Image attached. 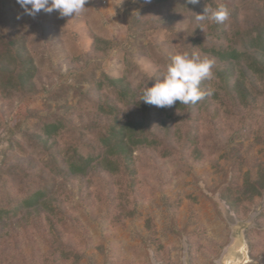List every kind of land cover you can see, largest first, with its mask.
Instances as JSON below:
<instances>
[{
    "label": "trees",
    "instance_id": "obj_1",
    "mask_svg": "<svg viewBox=\"0 0 264 264\" xmlns=\"http://www.w3.org/2000/svg\"><path fill=\"white\" fill-rule=\"evenodd\" d=\"M140 1L143 0L125 1L123 19L136 52L152 59L156 69L151 74L138 69L135 77H114L103 70L95 75L101 59L119 42L94 35L89 50L81 57L82 63L74 62L71 68L73 83L44 84L26 46V35L14 29L16 17L10 12L0 17V143L4 144L0 149V264H9L6 248L11 244L16 247L17 231L27 236L29 229L38 232L47 250H33L22 259L23 264L79 261L81 253L73 238L62 231L79 222L65 206L61 184L70 181L79 193L86 187L100 186L105 193L107 216L117 210L111 215L115 220L132 217L135 210L130 204L145 199V187L153 192L167 184L163 165L166 157L186 156L189 152L195 163L202 160L201 125L207 130L206 139L211 141L212 149H217L224 125L233 138L243 139L264 114L263 95L234 65L250 51L264 54V0H246L242 5L234 0L211 4L205 0L197 4L189 0H152L145 6H140ZM219 3L231 13L225 24L194 19L207 5L215 7ZM132 5L136 7L134 12ZM183 13L188 18L187 25L175 31ZM155 28L166 29L171 36L162 42L143 44L140 38ZM175 50L199 52L215 60L213 79L201 82L202 89L211 87L214 94L196 104L177 101L170 108L139 101L144 82L160 74ZM84 82L89 84L85 91L81 86ZM69 90L78 95L72 110L85 115L77 112V125L72 120L73 111H65L61 116H43L47 121L30 129L25 119L31 112H14V101L26 106L37 100H58ZM19 131L27 150L23 155L14 150L13 141ZM223 157L227 166L207 197L214 205L216 200L223 202L228 212L240 217L250 211L255 197L264 202V165L242 171L243 159L234 148L225 150ZM148 172L155 174L157 187L149 184ZM86 192L87 197L90 192ZM180 201L181 198L173 201L174 211ZM257 218L264 219V204ZM171 226L182 238L199 232L187 234L174 223ZM245 238L252 258L245 264H264V253H254L251 230L245 232ZM191 239H186L188 251L195 245ZM164 259L159 263L166 264L170 258L166 255Z\"/></svg>",
    "mask_w": 264,
    "mask_h": 264
},
{
    "label": "rangeland",
    "instance_id": "obj_2",
    "mask_svg": "<svg viewBox=\"0 0 264 264\" xmlns=\"http://www.w3.org/2000/svg\"><path fill=\"white\" fill-rule=\"evenodd\" d=\"M125 1L88 0L86 10L79 16L61 18L56 11L47 13L41 10L33 18L24 14L16 0H0V17L4 12L13 13L16 17L14 29L26 35V46L34 57L38 75L44 84L73 83L74 71L71 68L74 62L82 63L81 57L89 50L94 35L119 42L101 59V67L94 70L96 76L101 70L114 77H135L138 69L151 74L156 69V63L147 55L136 52L123 19ZM151 1L143 0L139 5L145 6ZM205 1L211 4L221 0ZM234 1L242 5L246 0ZM135 10L136 7L132 5L131 12ZM181 15L175 31L187 25L186 14ZM18 16L21 18L18 19ZM170 36L168 30L155 28L148 30L140 41L143 44L162 42ZM59 62L62 64L58 68ZM234 65L264 99V54L258 50L250 51L244 58L236 60ZM81 86L85 91L89 84L84 82ZM77 101L78 95L69 90L58 100H37L26 106L14 101L13 107L15 113L27 115V112H31V116L25 119L30 129L37 123L47 121L42 119L43 116L53 113L61 116L65 111H73L72 120L77 125L78 113L83 114L78 109L72 110ZM3 119H7L6 116ZM262 130L264 114L258 117L253 130L243 139L233 138L229 134L230 129L224 125L221 145L212 149L211 141L206 139L209 137L207 130L201 125L202 160L195 163L189 152L186 156L174 154L166 157L163 165L167 172V184L153 192L145 187V199L130 204L135 215L121 220L111 216L117 210L107 216L105 193L100 186L97 189L94 186L86 187L85 191L79 193L74 183L68 181L61 184L60 195L65 206L79 222L76 226L68 225L62 229L70 234L81 253L75 264H160L166 255L170 258L166 264H245L252 259L245 238L247 230L252 233L254 253H264V219L257 218L264 204L261 198L255 197L250 211L236 217L227 211L223 202L216 200L214 205L207 197L209 190L221 180L223 169L227 166L228 161L223 157L225 150L234 148L239 152L243 159L242 171L264 165ZM24 140L23 133L17 132L13 141L14 150L21 155L27 152ZM3 146L0 143V149ZM148 176L149 184L157 187L155 174L148 172ZM9 191L13 192L12 188ZM86 191L90 192L87 197ZM177 198H181V201L174 211L172 203ZM172 223L177 229H185L187 234L198 229L200 233L182 238L172 231ZM189 238L195 245L188 251L186 241ZM33 250L44 253L47 245L38 232L29 229L27 236H23L18 230L16 247L11 244L6 248L7 256L13 261L9 260V264H23L22 259L30 256ZM65 264L74 263L69 260Z\"/></svg>",
    "mask_w": 264,
    "mask_h": 264
},
{
    "label": "clouds",
    "instance_id": "obj_3",
    "mask_svg": "<svg viewBox=\"0 0 264 264\" xmlns=\"http://www.w3.org/2000/svg\"><path fill=\"white\" fill-rule=\"evenodd\" d=\"M192 4L199 0H189ZM24 14L36 17L43 10L47 13L58 12L61 18L79 16L86 10L88 0H16ZM230 10L219 3L215 7L206 6L202 14H196L198 22L205 20L225 24L230 19ZM21 18L20 16L17 17ZM215 60L202 56L199 52L175 50L174 55L157 76L149 77L143 84L140 100L159 108H170L179 101L180 104H196L205 97H211L214 89L201 88L203 80L214 77ZM151 81V84L149 82Z\"/></svg>",
    "mask_w": 264,
    "mask_h": 264
}]
</instances>
